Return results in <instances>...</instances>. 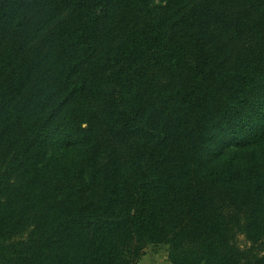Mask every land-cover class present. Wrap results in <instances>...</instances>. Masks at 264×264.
Listing matches in <instances>:
<instances>
[{
	"label": "trees",
	"instance_id": "trees-1",
	"mask_svg": "<svg viewBox=\"0 0 264 264\" xmlns=\"http://www.w3.org/2000/svg\"><path fill=\"white\" fill-rule=\"evenodd\" d=\"M156 245L264 264V0H0V264Z\"/></svg>",
	"mask_w": 264,
	"mask_h": 264
},
{
	"label": "rangeland",
	"instance_id": "rangeland-1",
	"mask_svg": "<svg viewBox=\"0 0 264 264\" xmlns=\"http://www.w3.org/2000/svg\"><path fill=\"white\" fill-rule=\"evenodd\" d=\"M239 242L243 244V238L241 236L239 237ZM146 259L148 262L156 263V260H158V264H171L167 258V245L147 247L145 254L139 259L137 264H142Z\"/></svg>",
	"mask_w": 264,
	"mask_h": 264
},
{
	"label": "crops",
	"instance_id": "crops-1",
	"mask_svg": "<svg viewBox=\"0 0 264 264\" xmlns=\"http://www.w3.org/2000/svg\"><path fill=\"white\" fill-rule=\"evenodd\" d=\"M156 261H157L156 263H154V262H148V260L146 259V260H144V262L142 264H158L159 263L158 260H156Z\"/></svg>",
	"mask_w": 264,
	"mask_h": 264
}]
</instances>
